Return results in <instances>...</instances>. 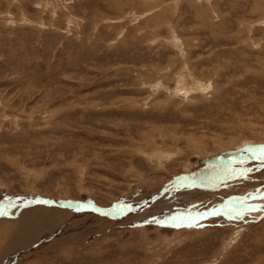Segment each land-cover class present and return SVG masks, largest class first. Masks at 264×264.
Segmentation results:
<instances>
[{
	"label": "rangeland",
	"instance_id": "1",
	"mask_svg": "<svg viewBox=\"0 0 264 264\" xmlns=\"http://www.w3.org/2000/svg\"><path fill=\"white\" fill-rule=\"evenodd\" d=\"M0 264H264V0H0Z\"/></svg>",
	"mask_w": 264,
	"mask_h": 264
},
{
	"label": "bare ground",
	"instance_id": "2",
	"mask_svg": "<svg viewBox=\"0 0 264 264\" xmlns=\"http://www.w3.org/2000/svg\"><path fill=\"white\" fill-rule=\"evenodd\" d=\"M194 83V82H193ZM99 218L97 216L92 217V221H97Z\"/></svg>",
	"mask_w": 264,
	"mask_h": 264
}]
</instances>
